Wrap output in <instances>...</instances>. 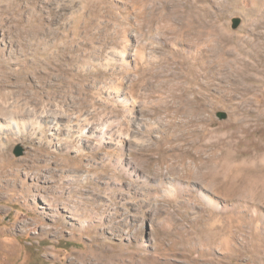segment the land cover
I'll use <instances>...</instances> for the list:
<instances>
[{"label": "rangeland", "instance_id": "374dc122", "mask_svg": "<svg viewBox=\"0 0 264 264\" xmlns=\"http://www.w3.org/2000/svg\"><path fill=\"white\" fill-rule=\"evenodd\" d=\"M0 124V264H264V0H0Z\"/></svg>", "mask_w": 264, "mask_h": 264}, {"label": "water", "instance_id": "95a60500", "mask_svg": "<svg viewBox=\"0 0 264 264\" xmlns=\"http://www.w3.org/2000/svg\"><path fill=\"white\" fill-rule=\"evenodd\" d=\"M238 24H239V19L234 18L232 20V27L235 28ZM219 116H220V118H223V117H225V114L222 112V113H219ZM12 152L15 156H20L23 153V147L20 144H16L15 147L13 148Z\"/></svg>", "mask_w": 264, "mask_h": 264}, {"label": "bare ground", "instance_id": "6f19581e", "mask_svg": "<svg viewBox=\"0 0 264 264\" xmlns=\"http://www.w3.org/2000/svg\"><path fill=\"white\" fill-rule=\"evenodd\" d=\"M36 25V24H35ZM12 124L17 126V123L15 121H12ZM11 125V124H10ZM2 126H4L3 124H0V130L2 129ZM1 166V165H0ZM25 229V228H24Z\"/></svg>", "mask_w": 264, "mask_h": 264}]
</instances>
